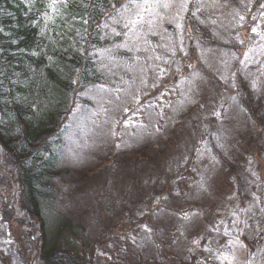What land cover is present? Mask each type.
<instances>
[{"label": "rangeland", "instance_id": "rangeland-1", "mask_svg": "<svg viewBox=\"0 0 264 264\" xmlns=\"http://www.w3.org/2000/svg\"><path fill=\"white\" fill-rule=\"evenodd\" d=\"M66 1L42 12L46 67L23 80L51 160L34 181L45 246L0 146V264H264V0H167L139 40L128 0L93 26Z\"/></svg>", "mask_w": 264, "mask_h": 264}, {"label": "trees", "instance_id": "trees-1", "mask_svg": "<svg viewBox=\"0 0 264 264\" xmlns=\"http://www.w3.org/2000/svg\"><path fill=\"white\" fill-rule=\"evenodd\" d=\"M79 1L85 6V10H90L89 25H98L101 19H98L99 14L97 13L107 10L109 0ZM49 3L50 0H0V146H3L5 152L13 153L14 160L18 161L16 164L19 168V181L24 183V186L21 184V193L25 202L23 205L25 208L29 207V214L39 221L37 227L42 236V247L45 246L42 230L43 219L36 201L38 191L34 186V181L40 179L38 182H41L43 181L41 177L48 175L43 165L48 166L51 160L41 158V162L37 164L40 154L39 149L34 145L37 144L42 132L39 130L40 122L36 124L32 118H26L33 113L31 106L28 105L32 102L30 95L34 87L25 86L23 80L38 67L42 65L46 67L38 27L42 12L44 11L45 14L49 11ZM190 25L198 32V28L192 21ZM53 55L66 61H75L80 58V62L78 60L80 77L86 78L88 62H85L86 60L82 62L80 53L58 50ZM26 63H30L29 66L33 68H26ZM16 97L20 100H15ZM50 122L53 121L50 120ZM16 123L19 128L16 127ZM7 213L10 220L16 217L12 208L8 209ZM17 223L26 228L36 227L29 220L20 219ZM41 251L45 253L43 248ZM45 256L58 258L52 254L48 256L46 253Z\"/></svg>", "mask_w": 264, "mask_h": 264}, {"label": "snow or ice", "instance_id": "snow-or-ice-1", "mask_svg": "<svg viewBox=\"0 0 264 264\" xmlns=\"http://www.w3.org/2000/svg\"><path fill=\"white\" fill-rule=\"evenodd\" d=\"M57 2L58 0H50V3L48 5V7L53 10V12L56 11ZM170 6L171 5L169 2H167V0H128L127 3L121 5L120 9L117 10V14L121 15L126 20L123 27L127 29V31L123 32L122 34L126 38L132 37L133 39L139 40L141 38V32L146 24L149 26L148 30L151 31L153 21L158 16H160L159 9H168ZM179 7L181 10H185L187 8V4L181 3ZM262 7H264V5H262ZM131 10H134V12ZM45 19H50L47 13H45ZM240 19L243 20L244 17L241 16ZM177 27H180V25H177ZM113 31L115 32V29H113ZM252 31L256 32L257 29L253 28ZM116 34L120 35L121 33ZM153 34L155 33L153 32ZM261 38L264 39V35H262ZM144 42L148 43L146 39L144 40ZM127 46V44L120 45V47ZM245 56H247V53H245ZM136 59H139V57H136ZM156 59H160V57H156ZM241 63H243V61H241ZM159 71L160 75H164L165 69L161 68ZM73 83H76V81L74 80ZM102 87L103 86H101V88ZM253 87H255V84H253ZM125 111H127V109H125ZM157 131H159V129H157ZM117 147H120V145L117 144ZM201 187H203V185H201ZM159 199L160 198L158 197L157 201H159ZM185 218H187V214H185ZM225 234H227V231L225 232ZM193 243H197V241H193ZM217 258L221 259V261L229 259V257L224 255L223 253H221Z\"/></svg>", "mask_w": 264, "mask_h": 264}]
</instances>
